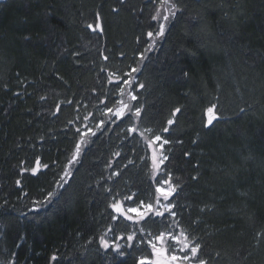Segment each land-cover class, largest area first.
Wrapping results in <instances>:
<instances>
[{
  "label": "trees",
  "instance_id": "obj_1",
  "mask_svg": "<svg viewBox=\"0 0 264 264\" xmlns=\"http://www.w3.org/2000/svg\"><path fill=\"white\" fill-rule=\"evenodd\" d=\"M164 1H0V264H139L153 253L141 233L163 230L200 246L181 264H264V0H171L160 41ZM122 77L133 111L91 137L65 181L93 101L113 103ZM136 124L169 141L158 173ZM165 181L163 215L112 207ZM105 232L126 245L104 249Z\"/></svg>",
  "mask_w": 264,
  "mask_h": 264
},
{
  "label": "rangeland",
  "instance_id": "obj_2",
  "mask_svg": "<svg viewBox=\"0 0 264 264\" xmlns=\"http://www.w3.org/2000/svg\"><path fill=\"white\" fill-rule=\"evenodd\" d=\"M175 15H176V7H175V4L171 0H165L163 3H161L160 6L156 5V7L153 8V11H151V16H153L154 19L158 20V18L159 19L162 18L161 20L163 23L161 25L160 31H158L155 35L156 38L159 39L160 41L164 40V34L167 28L166 22L168 18L174 17ZM89 23L90 25H93V28H95V30L91 28L93 32L101 31V24L99 21H92ZM97 24H99L100 27H96ZM146 32H147V29H146ZM152 33L155 34L154 31ZM96 39H97L96 35L93 36L92 40L95 41ZM154 45L155 43L153 42V44L150 45L147 49L153 48ZM152 63L155 64L154 62ZM141 65L142 64H140V66ZM124 76H128V71L125 72ZM114 78L117 79L118 77L114 76ZM132 80H133V77H125V78L122 77V78H119L117 82H114V84H118V85H116L114 89L110 90V93H109L110 95L108 94L113 99V103L107 104V102H104L105 98H101V99L98 98V100H95V101H93L94 100L93 98H90V101H93V103L91 105L92 110L91 112H89V117L87 118L88 123L85 125V128H87V130L83 133L82 139L79 141V144H78L79 151H77L76 149V152L73 155V158L69 163L68 169L64 175L65 181H67L70 178L75 164L79 162V159L82 153L89 146L91 142V137L94 134H96L99 130H101L102 128L104 129L105 125L108 127L112 126L116 124L118 120L125 117L126 114L133 111L132 107H133L134 99L132 97H135L136 93L132 89L133 88V86L131 85ZM93 111H95V113L97 114L95 118L91 117V113ZM119 112H123V115H119L118 114ZM136 130L140 134H143L145 137H147V143L150 147V152H151L150 159L152 161L153 167L155 168V171L158 173L159 168H161L160 166H162V164H164V161L166 160L164 159V157H168L167 147L169 143L164 144L163 147L161 148L160 145L165 139L163 136L159 134V132H156V131L154 132L152 130L150 131L149 129H146L147 131L141 130V129L139 130V127L137 124L133 129H131V131L134 132ZM156 136H160L161 140L156 141L155 140ZM157 188H164L165 191H171V189L174 187L172 186V184H165V183L158 182ZM174 192L175 190L167 198H165L163 195H161L160 192H158V195H156L157 198L154 196L153 199L145 198L142 201H138V200L135 201V199L133 198V195H136V192L131 191L130 193L132 196H130L129 200H126L124 203L120 202V204L125 212H127V209H130V208H138L142 212L146 211V209L142 206L141 202H143V205H147V204L153 205V211L148 212L143 217V218H147L151 216L152 214L155 216L157 215V213H162L164 209L170 210L171 209L170 200L172 199ZM118 214L125 218H127L128 216H132L133 218L130 220H133V221L142 219L141 217L137 216L136 213H132V212H127V215H122L119 212ZM161 234H164L163 244L161 243V241L156 239V237L160 236ZM182 234L183 232L181 231V234H179V236H176L175 234L169 231L163 230V231L158 232V234H153L151 236L150 234L143 231L141 235L146 236L148 242H151L149 244L152 250H153L152 244H155L157 248L166 249V251H162V253L159 256H157V254L153 250V253L151 255L144 257V258H147L146 263L147 264H181V262L184 261V260L172 261L170 259L172 255H175L177 257H183L187 255L191 259L193 257L191 253V248L195 247L196 245L182 238ZM119 235L117 238H115L113 237L115 235L111 234V232H105L101 238L103 240L108 241L110 247L114 248V250L119 251L124 245H126L125 233L121 232V234ZM174 237L176 239H174ZM185 244H188V247H185L184 246ZM117 245L119 246V248H117ZM110 247L104 248L103 246L104 249H109ZM196 264H200V263H196Z\"/></svg>",
  "mask_w": 264,
  "mask_h": 264
},
{
  "label": "snow or ice",
  "instance_id": "obj_3",
  "mask_svg": "<svg viewBox=\"0 0 264 264\" xmlns=\"http://www.w3.org/2000/svg\"><path fill=\"white\" fill-rule=\"evenodd\" d=\"M88 27L93 28V25H88ZM96 27H100V25L97 24ZM93 30H95V28H93ZM101 30H102V29H101ZM161 31H162V30H161ZM148 35L151 36L152 33H149ZM133 71H135V69H133ZM132 98L135 99V97H132ZM213 108H214V106H213V107H210L209 109H207V112L210 113V114L213 113ZM109 111H111V110H109ZM175 111H176V112H179L180 109H176ZM139 112H140V110L137 109V110H136V114L139 115ZM118 114H119V115H123V112H119ZM215 119H217V117H216L214 114L211 115V116L209 117L208 121H207L208 124L211 125V124L213 123V120H215ZM168 123H169V124H172L173 121L169 120ZM164 131H168V129L165 128ZM155 140H156V141H160V140H161V137H160V136H156V137H155ZM167 143H169V141L164 140V141L162 142V144L160 145V147L162 148L163 145H164V144H167ZM77 151H79V146H77ZM164 159H167V157H164ZM161 162H163V161H161ZM37 164H39V161H37ZM45 167H47V166L45 165ZM33 171H36V169H33ZM18 183H19V182H18ZM164 183H169V181H165ZM174 190H175L174 188H172L171 191H165L164 188H158V189H157V191L160 192L161 195H163L165 198L169 197V196L172 194V192H173ZM50 195H51V194H50ZM141 204H142V206L146 209V211H143V212H142V211H140L138 208H130V209H127V212L136 213L137 216L143 218L148 212H152V211H153V205H151V204L143 205V202H141ZM112 207H113L117 212L121 213L122 215H127V212H125V211L123 210V208H122V206H121V204H120L119 202L114 203V204L112 205ZM157 215H163V214H162V213H157ZM127 218H128V219H132L133 217H132V216H128ZM128 239H129V240H132V239H134V237L130 235V236L128 237ZM156 239L159 240V241H161V243L163 244V241H164V234H161L160 236L156 237ZM174 239H176V238L174 237ZM101 243L103 244L104 248H108V247H110L108 241H106V240H103V239H102ZM149 243H151V242H149ZM184 246H185V247H188V244H185ZM152 247H153L154 252L157 254V256H159V255L162 253V251H166V249L157 248V246H156L155 244H152ZM199 247H200L199 245H196L195 247H192V248H191V253H192V256H193V257H195V256L197 255V252H198ZM117 248H119L118 245H117ZM53 259H55V257H53ZM146 259H147V258L141 257V259H140V261H139V264H146ZM170 259H171L172 261H178V260L188 261V260L190 259V257H188L187 255H185V256H183V257H177V256H175V255H172V256L170 257ZM200 264H207V262L204 261V260H200Z\"/></svg>",
  "mask_w": 264,
  "mask_h": 264
}]
</instances>
